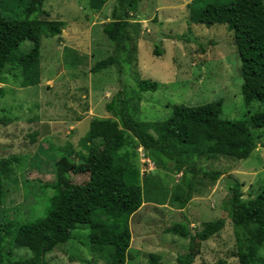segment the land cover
Here are the masks:
<instances>
[{
    "label": "rangeland",
    "instance_id": "obj_1",
    "mask_svg": "<svg viewBox=\"0 0 264 264\" xmlns=\"http://www.w3.org/2000/svg\"><path fill=\"white\" fill-rule=\"evenodd\" d=\"M189 1L138 0L130 13L128 37L119 46L102 31L115 0H107L100 9L92 8L90 0H44L46 14L30 16L62 20L64 24L61 34L41 36L38 85L21 87L20 68L4 69L0 116L10 118V122L0 123V160L8 156L16 159L3 176L0 224L43 217L55 190L51 185L67 181L87 185L86 151L80 140L89 121L110 117L105 104L119 90L135 87L142 79L156 81L157 88L143 91L134 102V116L139 120H163L174 104L190 106L214 100H222V118L243 119L264 110L259 101L244 104L241 61L233 32L225 24L189 22ZM24 4L25 0H0L1 10L9 18H21ZM31 47L32 42L26 40L20 51ZM154 49L162 54L156 55ZM112 54L116 56L113 65L92 71L98 60ZM255 132L256 147L247 158L222 155L197 163L199 168L221 174L216 181L202 174L194 177L191 198L183 208L172 199L181 181L180 172L147 165L142 161L146 160L142 158L145 150L138 147L143 201L129 222L132 259L125 264H152L150 253L158 256L155 264H176V256L190 249L194 251L193 264H216L219 259L239 264L235 228L226 206L227 177L233 175L242 183L243 198L252 197L261 187L264 128ZM63 148L72 149L73 158L66 160ZM221 217L225 218L223 228L201 240L199 233L204 226ZM173 222L187 223L191 236L186 239L167 232ZM89 249L88 229L79 226L73 237L46 259L50 264H94ZM4 251L12 257L30 254L25 248L11 247L8 239ZM258 255L264 258V243Z\"/></svg>",
    "mask_w": 264,
    "mask_h": 264
},
{
    "label": "trees",
    "instance_id": "obj_2",
    "mask_svg": "<svg viewBox=\"0 0 264 264\" xmlns=\"http://www.w3.org/2000/svg\"><path fill=\"white\" fill-rule=\"evenodd\" d=\"M107 0H90L92 8L100 9ZM110 20L102 31L109 41L119 46L128 37L130 13L138 0H115ZM44 0H25L23 16L5 17L0 6V82L8 66L20 68V86L38 85L41 81V36L53 37L62 33V20L31 18L35 12L45 13ZM189 22L206 26L225 24L233 32V43L241 61V93L244 104L264 103V0H190ZM29 40L32 47L20 51V44ZM156 55H161L154 49ZM116 62L114 54L98 60L93 72ZM157 82L142 79L135 87L119 90L105 104L111 114L106 118H92L87 132L81 137L83 157L89 172L87 185L67 181L51 185L46 214L34 221H6L0 224V264H50L46 255L73 237L79 226L88 229L90 254L96 264H125L132 259L130 219L143 201L141 173L138 165V147L157 168L180 172L181 181L172 199L183 208L192 195V180L199 174L216 181L219 171L199 168L201 160L218 156L234 159L247 158L256 147V130L264 128V110H258L243 119L221 117L222 100L200 105L174 104L171 114L163 120L135 118L134 102L143 91H155ZM0 89V96L3 94ZM10 118L0 116V123ZM122 124L123 127L120 126ZM262 134H258L261 136ZM64 158H73V150L60 149ZM16 158L0 160V203L3 198V176L12 169ZM227 213L234 224L239 264H264L258 255L264 243V180L255 195L243 198L242 183L228 175ZM221 217L208 222L199 233L207 240L224 226ZM182 238H189V225L173 222L166 230ZM8 239L11 247L25 248L30 254L12 257L4 251ZM152 264L158 256L150 253ZM194 251L190 249L176 256V264H193ZM216 264H228L219 259Z\"/></svg>",
    "mask_w": 264,
    "mask_h": 264
},
{
    "label": "built area",
    "instance_id": "obj_3",
    "mask_svg": "<svg viewBox=\"0 0 264 264\" xmlns=\"http://www.w3.org/2000/svg\"><path fill=\"white\" fill-rule=\"evenodd\" d=\"M142 158H146V160L142 159V161L145 162L147 165H154V163L150 160V158L145 156V154L143 153H142Z\"/></svg>",
    "mask_w": 264,
    "mask_h": 264
}]
</instances>
